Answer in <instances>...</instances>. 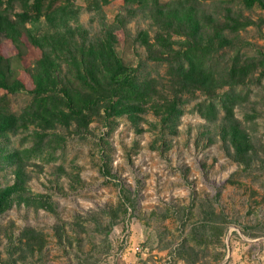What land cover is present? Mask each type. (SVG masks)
<instances>
[{
	"label": "rangeland",
	"instance_id": "1",
	"mask_svg": "<svg viewBox=\"0 0 264 264\" xmlns=\"http://www.w3.org/2000/svg\"><path fill=\"white\" fill-rule=\"evenodd\" d=\"M174 1L159 0L166 5L160 13L124 7L123 0L97 11L87 10L90 0L73 1L75 16L59 27L70 56L31 42L29 34H55L45 17L18 27V41L1 38L6 80L24 87L6 95L0 90L6 115L19 117L31 101L32 75L46 54L57 59L45 87L82 93L74 46L91 45L109 31L116 56L154 80L162 95L173 91L168 63L151 56L166 57L169 48L183 53L194 44L206 48L214 59L215 95H184L172 127L146 108L138 121L100 109L91 120L44 131L42 141L36 122L2 136L0 194L12 185L20 190L0 200V264H264V66L238 85L226 75L251 59L264 63V9L239 0H192L176 8ZM18 13V4L7 11L12 20ZM246 21L249 26L231 31ZM231 86L239 94L232 113L245 137L243 154L225 133L218 102L208 116L196 108ZM33 145L44 153L19 167L7 161V154ZM121 187L133 206L122 204Z\"/></svg>",
	"mask_w": 264,
	"mask_h": 264
},
{
	"label": "trees",
	"instance_id": "2",
	"mask_svg": "<svg viewBox=\"0 0 264 264\" xmlns=\"http://www.w3.org/2000/svg\"><path fill=\"white\" fill-rule=\"evenodd\" d=\"M57 1H60L61 5L52 10V5ZM73 1L75 0H0V40L1 38H7L11 42L18 41L20 38L18 27L22 26L23 28L25 22L35 23L41 17H45L46 22L56 28L55 34L51 36L46 34L43 38L41 35L33 37L29 34L31 42L35 46H42L43 48L46 43L52 51H59L61 54L67 50V56H70L71 45L68 38L59 33V27L60 25H63L64 28L67 27L68 20L75 16L76 12L72 9ZM191 1L175 0L173 5L176 8H182ZM239 1L246 8L258 5L264 9L263 0ZM109 3L110 0H90L86 8L89 11H97ZM14 4H18L21 8V13L14 16L16 20H12L7 14L9 8ZM123 6H136L140 10L149 9L160 13L166 5L162 6L159 0H123ZM205 23L208 28L212 29L209 18L205 19ZM249 25L248 21L237 22L231 31L236 32L238 29H243ZM164 28L165 31L169 30V24L164 25ZM195 33L193 32V34ZM165 34L168 36L167 32ZM140 38L141 43L147 46L146 34H140ZM74 48L76 49L75 52L80 54L78 60L81 61L77 64L81 66V69L78 70L76 80L83 85L82 93H76L74 89H55L54 86V89H48V87H45L47 83H43L44 78L51 81L52 77H49L50 68L53 66L52 61L57 59L50 58L46 54L45 59L47 60L37 63L36 70L33 72L34 90L29 92L32 99L23 113L19 117H15L6 115L0 110V138L9 131L24 130L27 129L29 124L36 122V126L40 130V133H36V135L42 141L45 136L43 135L44 131L54 129L57 124L64 122L68 124L69 120L77 123L85 119L91 120L93 118L91 116L98 115L97 110L100 109L108 116L126 115L131 121H138L140 113L146 108V110H152L157 116L161 117V123L172 127L182 113V98L184 95H191L196 91H201L207 96L215 95V85L214 80H212L213 73L210 71V69L212 70L211 63L214 60L213 54L206 52V48L200 49L196 44L191 45L183 53L169 48L166 57H163L162 53H159L158 57L151 56L157 61L167 60L168 63V74L171 77V83L173 82L170 88L173 91L163 95L157 90L154 80L142 79L138 68L124 65L120 58L116 56L114 36L111 31L106 32L102 38L91 45L86 47L84 44L76 45ZM57 56L55 55V57ZM2 63L3 58L0 55V90H3L5 95L24 90L22 83L18 80L11 83L7 82L5 73L2 71ZM258 66H264L263 61L256 62L251 59L241 65L232 66L226 75L232 85L242 84ZM261 76H264V73H261ZM174 79L175 81H173ZM175 87L177 88L174 89ZM233 90L234 86H231L230 90L220 93L218 97H209L208 103L198 104L196 108L203 116H208L216 112L214 101L218 102L225 113L224 121L226 122V128H228L225 133L234 146H240L244 150H237V153L243 154L246 152L243 146L247 145L244 141L245 137L240 138V130L233 121L232 109L238 101L235 98L239 97V94L234 93ZM1 148L2 142L0 141V152ZM41 148V145H33L7 154L6 158L8 162L13 159L19 167L22 163L44 153V149ZM19 190L18 185L7 187L0 194V200L17 194ZM120 193L122 204L127 205V207L133 206L129 192L121 187Z\"/></svg>",
	"mask_w": 264,
	"mask_h": 264
}]
</instances>
